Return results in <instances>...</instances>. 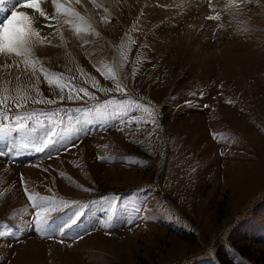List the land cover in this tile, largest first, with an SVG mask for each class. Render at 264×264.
<instances>
[{
	"label": "rangeland",
	"instance_id": "rangeland-1",
	"mask_svg": "<svg viewBox=\"0 0 264 264\" xmlns=\"http://www.w3.org/2000/svg\"><path fill=\"white\" fill-rule=\"evenodd\" d=\"M14 1L0 23L26 10ZM154 1L62 0L93 32L78 39L70 27L79 22L42 29L52 44L35 46L30 59L61 74L52 87L20 58L0 55L7 108L15 113L18 93L45 101L25 105L38 131L52 123L41 113L93 112H72L64 126L78 131L45 151L0 157V264H264V3L219 0L210 11L208 1L190 2L171 13ZM43 7L53 11L50 0ZM14 61L19 68L4 67ZM66 83L94 99L69 101L58 86ZM25 188L53 202L47 234L29 226L36 210ZM108 202L117 205L110 220ZM77 208L61 237L56 229Z\"/></svg>",
	"mask_w": 264,
	"mask_h": 264
},
{
	"label": "snow or ice",
	"instance_id": "snow-or-ice-1",
	"mask_svg": "<svg viewBox=\"0 0 264 264\" xmlns=\"http://www.w3.org/2000/svg\"><path fill=\"white\" fill-rule=\"evenodd\" d=\"M48 2L49 0H16L17 4L22 5L25 9L34 10L35 13H38V16H32L26 14L25 12L17 13L15 10H10L11 15L6 17L3 22L0 23V55L8 58H20L25 65V71H27L30 67L33 75H35L37 72L41 73L44 76L45 81L49 84V87H52V77H59L60 79H63L61 74L49 73L39 64L38 60L30 59L32 49L35 46L52 44V40L49 38V36L42 35V29L53 28L54 23L56 25L63 23L64 25L71 26L79 22L84 24V26L70 27V30L74 31V34L78 39H83L84 35L91 34L93 29L90 24H85V17H83L80 12L72 8L64 7L62 0H50L53 8L51 13L46 11L43 7V5ZM91 2L97 8L100 7L99 5L95 4V0H91ZM234 2L237 5H241L243 0H234ZM5 3H7V0H0V11H4L3 5ZM75 3L81 4V0H75ZM12 7L15 9L16 5H13ZM209 10L212 11L211 0H209ZM105 11L107 10L105 9ZM41 19L47 23H41ZM102 19L106 22H110L112 18L102 17ZM207 19L220 20L221 17L220 14L217 13L214 16H208ZM138 25L139 20L137 21L136 26L138 27ZM55 32H60V28L57 27ZM50 35H55V33H50ZM61 39H63L62 35ZM87 43L88 41L84 40L83 44H81V47ZM13 66L19 68V64L15 63V61L11 65H4V67L9 68ZM98 71H101V74L104 75L105 79L114 80L117 91L125 93L127 92V89L116 79L114 73H105L102 69H98ZM133 75H135V72H133ZM17 79H19V77H17ZM58 86L60 87L61 93H63L65 87H67V99L69 101L82 99L83 97L80 95L81 93L83 96L94 99L92 93L88 92L87 89H77L75 85L67 83ZM93 87H98V84L93 82ZM101 90L110 91L104 89ZM36 94L37 96L41 95L39 89H36ZM8 99L9 97L7 96H0V137L6 138L5 150L0 151V157H8L12 155L14 149L17 152L20 149L27 148L34 149L36 152L45 151L49 147L55 145L57 142L67 138L69 131H78L77 128L68 129L64 126V119L67 118L71 120L72 112L82 113V115L85 117L93 114L91 109L87 112H85L83 109H57L55 111L41 113L40 115L45 116L51 120L52 123L45 124L43 122H38L40 123V128L38 131L37 125L32 123L35 113L33 111H28L25 105L28 101H31L34 104L43 103L45 101L35 99L31 96H28L27 94L21 96L18 93L16 97L11 98L13 101V106L16 109L15 113H12L11 109L7 108L5 103ZM59 100L62 102L64 100V96L61 95ZM46 102L48 104H54L57 101L47 100ZM93 108L96 109L97 113L99 112L98 106L94 105ZM147 110L148 106H145V111ZM61 113H65L67 115H61ZM127 123L131 125L132 121H128ZM146 123H154V121H146ZM14 134H18V140ZM214 139H218V137L214 136ZM75 146V144L69 143L65 146V149L68 150ZM99 159L105 158L99 157ZM21 182L23 184V178H21ZM25 195L29 200L31 207L36 210L34 215L31 217V223L29 226L33 227L37 233L47 234L49 228L48 222L50 218L46 215V213L53 210L51 207L53 202L48 198L39 197L36 194H29L26 188ZM108 203L110 220L111 215L115 212L117 205L115 202ZM81 215V208H77V210L73 213V217L70 218V223H66L62 227L57 228V233L63 237L65 231L70 228ZM109 226L110 224L108 222L102 225L104 228H108ZM7 234L12 235L11 232H8ZM2 235H5V233L0 232V236Z\"/></svg>",
	"mask_w": 264,
	"mask_h": 264
},
{
	"label": "bare ground",
	"instance_id": "bare-ground-1",
	"mask_svg": "<svg viewBox=\"0 0 264 264\" xmlns=\"http://www.w3.org/2000/svg\"><path fill=\"white\" fill-rule=\"evenodd\" d=\"M145 1V0H144ZM158 2H165L167 5H172L171 13H175L179 11L181 8L186 7L190 2H194L196 4H203L204 2L209 0H155ZM154 1V2H155ZM219 0H211V4H216L218 5ZM264 3V0H262ZM26 13V12H25ZM45 23V22H44ZM47 45V44H46ZM2 56V55H1Z\"/></svg>",
	"mask_w": 264,
	"mask_h": 264
}]
</instances>
